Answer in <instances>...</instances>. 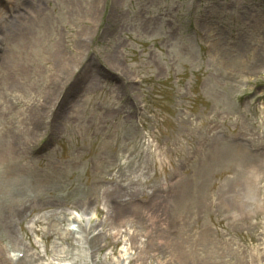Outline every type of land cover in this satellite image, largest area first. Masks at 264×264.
Wrapping results in <instances>:
<instances>
[{
    "label": "rangeland",
    "instance_id": "1",
    "mask_svg": "<svg viewBox=\"0 0 264 264\" xmlns=\"http://www.w3.org/2000/svg\"><path fill=\"white\" fill-rule=\"evenodd\" d=\"M0 7L1 29L16 13L27 18L0 36V103L14 102L0 117V143L1 131L17 126L12 117L41 103L52 80L66 79L69 62L59 53L95 67L67 89L54 134L41 130L34 152L10 151L14 165L0 166V185L10 173L23 177L0 203L14 192L23 197L27 209L14 229L29 254L47 255L40 263L50 264L63 255L52 245L61 244L73 257L61 264L76 262L78 250L56 232L49 245L44 235L61 212L70 219L64 228L77 229L80 206L90 203L83 224L90 231L101 225L106 242H121L100 252L102 264L134 256L130 236L144 242L150 225L113 215L124 232L114 238L120 229L106 217L114 207L167 211L163 226L170 230L179 220L187 246L209 234L227 264L240 256L242 264H264V0H0ZM26 8H37L41 23ZM92 13L98 29L86 25ZM5 234L1 245L10 243Z\"/></svg>",
    "mask_w": 264,
    "mask_h": 264
},
{
    "label": "bare ground",
    "instance_id": "2",
    "mask_svg": "<svg viewBox=\"0 0 264 264\" xmlns=\"http://www.w3.org/2000/svg\"><path fill=\"white\" fill-rule=\"evenodd\" d=\"M9 9V8H7ZM28 11V12H27ZM2 8L0 7V15L2 13ZM25 12L29 13V19L34 17L37 21V23H41L39 10L35 8V12L32 11V14L28 8H26ZM111 18H115L114 14H111ZM24 19H27L25 17V14L16 13V16H14L11 21H8L6 26L1 29L0 26V36L4 35L6 33V27L9 26L8 31L13 30V25H11V22H17V21H23ZM88 20V18L86 19ZM98 22V15L95 13H92L89 15V22L86 23V25L94 27V25L97 27ZM84 24V22H82ZM98 29V27H97ZM25 33H29V30L25 29ZM84 34V33H81ZM96 36L95 31L93 32V37ZM27 38L26 40L22 41V49L24 52H28L30 48L33 47V45L27 44ZM77 43L82 44L83 40L78 33L76 36ZM89 41V34H86V44ZM32 42V41H31ZM58 51H62L59 46H56ZM73 49H75L73 47ZM2 49L0 50V57H4V53H2ZM72 52V51H71ZM77 54V53H76ZM60 58H64L65 61L69 62L65 65V73H66V79L65 77L63 79H54L52 82L48 84L44 99L41 103L37 102L35 105L33 104V108L25 109L24 113H19L18 118L12 117V121L14 123H17L16 125H11L10 127H5L1 131V137H2V143H0V153H3L4 156H0V166L4 165H14L15 160L12 161L11 158L6 156L8 152H18L21 155H24L26 153H29L31 150L34 152V140L36 139V136L39 135L41 130H44L47 134H54L55 132V126H56V120L62 116V110L66 106V103L68 101V98L70 95V91L67 89L74 83V80L81 74H84V76L92 75L94 71L93 65H80L82 59H76V56L73 59H70V57L65 58L61 53H59ZM111 56H107L106 60L110 62ZM116 65V64H113ZM111 65V67L114 68V66ZM2 66V65H1ZM84 66L86 68L85 72ZM120 65L118 66V69L121 71V75L125 78H127V73H125L123 70L120 69ZM89 68V70H87ZM2 75V74H0ZM100 76L104 75V71L99 72ZM25 80L24 74L21 75L19 82L22 83ZM56 80V81H55ZM4 81L8 82V79L4 77ZM117 84H120L119 82ZM64 87V88H63ZM16 87L14 86V90ZM74 91V90H73ZM12 100V99H8ZM3 101L0 103V117L4 115H10L8 108L10 107L11 103H14L13 101H10V104L8 105L6 102ZM21 101H16V103H20ZM9 103V102H8ZM24 103V102H22ZM25 104V103H24ZM53 116L52 120H49V116ZM65 115V114H64ZM6 174V171L0 169V179ZM11 180L10 182L7 180L8 184L0 185V195L7 194L10 192L13 188H16L19 186V182H23V177L20 174L10 173ZM5 179L7 177L5 176ZM18 193L11 194L10 199L8 203H0V231L7 233L5 235L9 236L6 240H8L10 243L8 245H1L0 243V264H42L40 263V260L45 258L44 255L42 256L39 253H33L29 254L28 247L26 244L19 243L16 240L15 237V229L14 226L19 224L23 220V215L25 214V211L27 209V206L24 205L23 197H20V195H17ZM91 204H81L80 209V219L79 221L75 219V223H78V227L75 230L65 229L63 222L66 223V221H70L69 214L66 212H61L59 215V219H57L54 222H51L48 226V234L44 235L47 236L46 243L49 245V239L52 232H56L59 235V238L66 244L69 245V248H71V251L78 250V253L74 255H77V261L73 262L72 264H102L99 260V254L104 249L110 248L111 246L117 247L119 246L118 241L116 243H109L106 242L101 236V232L99 231V227L101 225H96L94 228V231H90L89 224L85 226L83 224V221H86V216L90 215L88 213V210L86 208H90ZM78 207V206H77ZM85 207V208H84ZM106 212L107 221H112L113 223L110 224V226L113 227L115 225V229H120L117 223L114 222V217L120 218L119 220L127 219L128 221H131V218H139L137 222H132L133 224H144L145 221H140L141 218L148 221L150 225L145 224V229L147 232L143 235L146 240L144 242H141L139 238V234H133L130 236V242H129V249L128 250H134L136 254L134 256H131L129 254V257L125 258L124 255H121L117 262L115 264H227V261H225V258L223 259V255L226 254V251L222 247H215L214 241L209 238V234H204V238L198 237L199 241H195L193 243H189L188 246L186 245V242H182L180 240L181 236V223L179 220L175 223L174 228L169 230V227H164V223H166V216L169 217L168 212H156L155 210L149 211H128L126 209H121L120 207H114V209L108 210ZM104 212V211H102ZM126 213H131V215H128ZM92 214H95L98 216V210L97 208L95 211L92 212ZM67 216V217H66ZM67 218L69 220H67ZM164 221V223L162 222ZM74 222V221H73ZM159 223V224H158ZM157 224V226H156ZM121 227H123L121 225ZM124 232L118 230L117 232L113 233L114 238H118L119 235H122ZM125 236L128 237V234L125 233ZM6 237V236H5ZM122 237V236H121ZM113 240V239H112ZM1 241V240H0ZM115 241V240H113ZM120 241V240H119ZM198 243L196 248H192L195 243ZM45 243V252L43 254H46L47 245ZM34 247V245H31ZM11 248V250L9 249ZM231 247V246H230ZM53 248H58L54 250L55 252L63 253L57 254L55 256H52L53 262L50 264H56L55 261H57L59 264L61 262L66 261H72L73 257L69 259V255L65 253L67 249L65 250L64 245L56 244L55 246L52 245ZM59 248L61 249L59 251ZM2 250V251H1ZM64 250V251H63ZM216 250V252H215ZM231 254L236 255L238 253H235V248L232 246L230 248ZM203 252V253H202ZM239 252V251H238ZM84 253V256L83 254ZM215 253V254H214ZM132 254V253H131ZM155 254V255H154ZM241 255V254H240ZM69 259V260H68ZM152 259H155L154 263L150 262ZM241 262H244L240 256V259L236 264H242ZM110 263V261H109ZM113 263V260L111 261V264ZM44 264V263H43ZM229 264V263H228Z\"/></svg>",
    "mask_w": 264,
    "mask_h": 264
}]
</instances>
